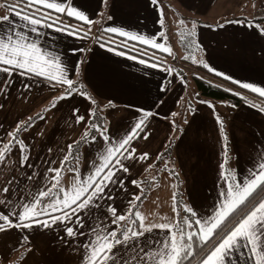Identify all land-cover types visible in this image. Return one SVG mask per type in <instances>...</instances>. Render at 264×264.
Wrapping results in <instances>:
<instances>
[{
    "label": "crops",
    "instance_id": "1",
    "mask_svg": "<svg viewBox=\"0 0 264 264\" xmlns=\"http://www.w3.org/2000/svg\"><path fill=\"white\" fill-rule=\"evenodd\" d=\"M17 2L18 0H0V17L9 14L8 6ZM215 2L216 0H177L181 8L200 18H211L213 15L211 9ZM68 4L82 11L94 23L89 26L74 18L61 16L60 19L64 24L80 29V36L48 28L42 29L47 36L41 37L39 42L43 48L59 56L62 64L72 73L71 78L79 79V82L86 86L88 95L96 103L93 104L79 94L58 100L64 89L57 90L51 87L50 83L42 77L15 74L8 78L5 74H0L1 77L12 80L1 91L3 95L11 86H16L17 97L14 101L19 113L18 122L23 124L32 117V127H38L36 132L42 133L41 128L42 131L45 130L43 134L45 138L41 140H36L32 135L33 128L31 137L30 130L20 136L28 145L25 154L30 156V161L45 157L49 161L56 162L50 165L49 161L34 160L30 168L17 166V177L12 176L9 179L12 181V191L8 196L13 201L18 196H29L31 192L45 186L47 182L50 184L46 169L50 166L59 168L60 160L67 154L66 149H57L58 143L80 141L93 122L105 127L103 117L97 112L98 105H112V102L120 101L118 97L124 93L132 94L124 101H120L129 110H134L136 108L134 105H151L154 100L152 94L140 93L143 88L153 91L154 82L151 73L153 67H149L150 64H141L137 59V57L144 59V56L151 58V55L147 56L144 53L141 56V51L138 54L128 45L121 44L123 37L109 36L113 34L103 32V29L115 26L121 30L143 35L148 30L153 37L154 33L158 34L162 29L161 24L154 20L156 15L160 18V6L157 2L153 3V0H68ZM263 9V3L259 2L249 13L254 12L253 17H257L263 14L260 13ZM11 18L18 24L22 23L16 20L15 14H12ZM219 19L223 18L209 20L208 23L200 22L196 27V39L204 53L206 63L215 72L223 74L218 75L219 77H230L231 79L226 80L232 83L238 81L264 88V33L260 31L261 28L251 21H246L244 24L224 22V26L221 27L222 24H214ZM87 27L91 28L90 32ZM84 33L88 35L84 36ZM107 41H110L109 46L102 47L101 45ZM117 45L119 47H116ZM109 47L114 50H109ZM120 52L126 55L118 54ZM170 75L161 71L157 76L156 86L159 87L161 94L169 85ZM234 84L240 87L239 83ZM174 98L175 96H171V102L168 105H173ZM5 99V95L1 97L0 104ZM205 102L207 103L197 102L192 111L193 117L188 116L182 128L179 129L177 123L178 134L173 142L174 163L177 170L168 168L167 171V175L174 179L172 181L174 193L177 192V186L180 184L186 194L187 205L194 207L202 215L207 214L218 200L222 183L220 164L225 158V145L231 149V156L235 157L236 175L240 180L247 177L249 170L258 162L260 154L264 153V111L248 103L230 107V112L225 117L229 137L226 134L227 141H223L214 109L208 106L209 103L215 104L211 101ZM19 107H21L20 110ZM77 107L80 108L81 115L86 118L84 122H76L73 109ZM90 112H97L99 119L89 116ZM57 127L60 128L57 129ZM48 133L52 138L54 137V141L46 138ZM93 135L98 136L99 133H93ZM102 150L103 148H91V146L88 150V146L81 145L79 167L83 174L86 175L91 170L89 163H92ZM10 157L19 158L18 151ZM57 157L60 158L59 161L56 160ZM72 166L75 167V164L73 163ZM129 168L127 177L120 180L126 184V198L132 199L134 194L132 181L136 180L132 177V170L133 168L135 172L141 170L140 174H142L148 167L135 161L130 163ZM170 172L175 174L171 175ZM29 176H32V179H28ZM62 176L61 186L71 187L72 180L66 168ZM138 180L139 178L136 181ZM106 191L110 193L111 199L100 200L98 206H93L81 215L85 224L83 231L86 235L84 236H67L66 226L60 222L50 227L40 228V233L30 232L40 225H33L27 229L9 228L7 231L0 232L3 233L1 237L7 242L4 246L5 250L1 253L5 254L4 260L10 261L16 254L18 258L16 264H83L84 249L81 245L87 239L93 238L88 234L89 228L101 223L108 224L111 219L107 209L114 202V192L111 188H107ZM151 199L152 196L148 200ZM44 203L47 204L48 200L45 199ZM116 209L124 214L128 210L124 200L118 203ZM0 210L7 211L3 208ZM40 219L44 220L47 217L41 216ZM68 226L80 231L76 224ZM162 236L163 233L154 231L151 234L152 239L145 237L141 243L151 244L153 239H159ZM24 237L27 239L23 240ZM36 253L40 257L35 258L33 254ZM29 259H32V262ZM234 259L238 261V264L246 262L243 254H237Z\"/></svg>",
    "mask_w": 264,
    "mask_h": 264
},
{
    "label": "snow or ice",
    "instance_id": "2",
    "mask_svg": "<svg viewBox=\"0 0 264 264\" xmlns=\"http://www.w3.org/2000/svg\"><path fill=\"white\" fill-rule=\"evenodd\" d=\"M156 2L157 0H153V3ZM8 7L9 14L0 17V74H5L8 78L15 74L42 77L50 83L51 87L57 90L64 89L58 100L79 94L95 104L96 101L88 95L86 86L80 83L79 79L71 78L72 73L62 64L59 56L53 55L39 42L41 37L47 36L42 29L48 28L80 36V29L64 24L60 19L61 16L74 18L89 26L94 21L68 4V0H18L16 4ZM12 14H15L16 20L22 23L18 24L12 20ZM159 23L161 25L164 23L162 12ZM228 23L244 24L246 21L240 19L228 21ZM179 24L183 25L184 20L180 19ZM195 26L196 22H193L192 29L186 34L178 33L181 36V43H184L185 38L190 39L194 35ZM223 26L222 24L221 27ZM260 31L264 33V28ZM103 32L123 37L121 44L125 46L128 41L144 45L141 56L147 52L148 48L169 55L172 52L165 42H158L164 37V32L153 37H146L115 26L105 27ZM83 35L87 36L88 33ZM193 43L196 46L190 50V55L192 62L196 63L194 53L199 48V42L197 40ZM109 44L110 41H107L101 46L106 47ZM132 47L135 48V44ZM109 50L114 49L109 47ZM118 54L126 55L123 52ZM183 58L187 60L189 56ZM137 59L141 64H150L153 67L160 65L159 61L150 63L151 58L149 61L139 57ZM203 66L208 71L215 72L208 64L205 63ZM168 72L171 73L172 69H168ZM215 74L223 75L219 72ZM224 78L231 79L227 76ZM233 82L264 98V88L250 83ZM8 84V79L0 81L2 87H7ZM25 87L30 86L25 85ZM201 103L207 102L201 101ZM208 106L215 109V106L210 103ZM98 111L99 107H97ZM137 111L141 113L139 118L118 139L109 136L108 128L93 122L80 141H73L67 146V154L60 160V167L50 166L46 169L50 184L31 192L29 196H18L15 201L11 200L8 194L12 191V181H6L5 185L0 187V208L7 210L6 212L0 210V232L7 231L9 228L27 229L33 225L50 227L60 222L65 224L67 236L86 235L83 231L85 224L81 215L93 206H98L100 200L111 199L110 193L106 191L111 184H123V181L118 179V173L130 171L124 161L135 162L137 159L146 161L151 158L148 152H138L133 146V141L139 139L147 141L150 138L146 122L154 113L148 109ZM261 111H264V108H261ZM97 112H90L89 116L99 119ZM73 115L77 123L84 122L86 119L85 116L79 115V109H73ZM172 115L176 116L177 113ZM39 118L44 119V117ZM216 119L221 124L220 131L224 135L222 121L219 116ZM31 121L32 117H29L23 124L17 123L15 130L7 133L9 137L7 143L0 139V145H2L0 165L5 164L9 156L18 151L19 167H32L29 163L30 156L25 154L28 145L20 138V133L32 126ZM93 133H99V135H93ZM98 140H102L107 147L92 161L91 170L85 175L79 167L81 145L91 146ZM224 151L225 159L220 164L222 183L218 200L207 214L202 215L194 207L183 204L182 200H177L178 193H173L172 212L177 219L173 221L171 217L162 216L158 218L162 222L149 220L148 216L139 210L144 192V189H141V194H133L126 214L119 213L115 206L109 205L107 211L111 219L108 224L101 223L89 228L88 234L93 238L87 239L81 245L84 249L83 264H238V261L234 259L237 254H243L246 257L245 264L249 262L264 264V195H262L264 193V153L260 154L258 162L249 170L247 177L240 180L233 170L226 169L225 166L228 163L226 145ZM162 158L163 153L160 152L155 156L156 160L162 161ZM48 163L54 165L56 162ZM73 163L75 167L72 166ZM151 167L149 164L148 168ZM65 168L72 180L71 187L67 188L61 186L62 172ZM165 171H168L166 162ZM28 179H32V176ZM132 184L140 188V183L136 180H133ZM45 199L48 200L47 204L44 203ZM181 205L183 215L178 210ZM41 216L47 219L41 220ZM69 224H76L80 231L68 226ZM154 231L163 233V236L153 239L151 244L141 243L145 237L152 239L151 234ZM26 239L27 237L23 238V240Z\"/></svg>",
    "mask_w": 264,
    "mask_h": 264
},
{
    "label": "rangeland",
    "instance_id": "3",
    "mask_svg": "<svg viewBox=\"0 0 264 264\" xmlns=\"http://www.w3.org/2000/svg\"><path fill=\"white\" fill-rule=\"evenodd\" d=\"M259 2H262L264 5V0H216L215 4L211 9L213 14L211 18L202 17L201 19L215 20L217 18H227L234 15H244L252 18L254 16V12H249L252 8H254L255 4ZM157 4L160 6V18H158V16L156 15V19L154 20H157L159 22V20L161 19V12L163 13L164 23L163 25H161V32H164L165 34L164 37L161 38V40L158 42H161L163 40L162 42H165L166 46L172 49V52L169 55L159 52L155 49L148 48L146 54L147 56L151 55V60L149 57L145 58L144 56V59H146L147 61L150 60V63H155L156 61L160 62V65L158 67L149 66L153 67L151 71L154 82L153 91H147V89L144 88L140 90V93L143 92L146 94L153 95L152 98H154V100L152 104L134 105L136 107H132L134 108V110L126 109L120 101H124L125 98L132 94L124 93L119 95L118 98L120 101L112 102V105H98V113L103 117V120L105 121V127L109 130V136L117 139L122 137L124 133L128 131V129L135 123L136 119L139 118L141 113L137 111L138 109H148L154 113V115L150 117L146 122L148 131L150 132V138L147 141L143 139L133 141V146L137 148L138 152H148L150 155H152V159L146 161H140L137 159L136 162L146 167L151 164L152 167L150 169L148 168L147 171L142 174H140L141 170H139V172H135V168H133L132 177L136 180L139 178V180L142 181H137L140 183V188H137L136 186L132 185V192L134 194H141V189H144L143 200L139 204V210L145 216H148L149 220H153L155 222H162L158 220V218L162 216L171 217L173 221L177 219V217H175V214L172 212V194L174 193V182L172 181L174 179L167 175L168 172L165 171L164 168L166 162L167 168L176 169V164L174 163L173 142L176 135L178 134V126L179 129L182 128L185 119L188 118V116L193 117L192 111L196 107L197 102L211 101L215 104V117L219 116L220 121H222L223 128H226V134L229 137L227 128L228 124L225 123L224 120L230 112V107H232L233 105L230 104L228 101L214 99L200 94L198 89L196 88V83L194 82L193 76H191L190 72H188L190 71V67H192L191 64H189L191 60V57L189 56L190 52L180 45L179 38H181V36L178 35V33L181 32V29H186L189 25L192 24L193 20L189 19V15H191L190 12L186 9L181 8L178 5L177 0H157ZM4 7H6V5ZM260 13L262 14L263 10H261ZM180 19L184 20L183 25L179 24ZM75 25L78 24L75 23ZM144 35L146 37H152L151 33L148 30H146V33ZM155 35L156 34L154 33V36ZM127 43V45L131 47L136 53L142 51L145 48V46L139 45L133 41H128ZM133 44H135V48L132 47ZM185 56H189V59L185 60L183 58ZM168 69H172V72L170 73L171 75L169 77V85L164 88V92L161 94L159 87L156 86L158 84L157 76L161 71H164V73H169ZM3 79L7 78L1 77L0 75V81H2ZM9 82H12V80H9ZM0 87H2V85H0ZM4 88L5 87H2V90ZM15 88L16 86H11L9 88V91L7 93H4L6 99L0 104V139H3L4 143H7L9 139L7 133L15 130L17 123H20L18 122L17 115L19 113L17 112V105L14 101L17 97ZM2 90H0V98L4 96L1 92ZM171 96H175L173 100V105H168L171 102ZM164 103H167V105H164ZM35 106L37 107V105ZM20 108L21 107H19V110ZM76 109H79V115H81L80 108L77 107ZM258 109L261 110V108ZM156 113H158V115H155ZM172 113H177V115L173 116ZM82 114H84V112H82ZM11 124H13V126H11ZM32 128L33 127L31 126L27 129V131L30 130V137ZM59 128L60 127H57V129ZM218 128L220 131V123H218ZM37 129L38 127L33 128L32 135L35 136V139L41 140L45 138V136L43 135L45 133V130L42 131L41 128L42 133H38L36 132ZM27 131L21 132L20 136L23 133H27ZM46 138L49 140L52 139V141H54V137L52 138L50 136V133H48V136ZM222 139L224 141L223 136ZM55 142L57 141L55 140ZM69 144H71V142H60L58 143L57 149H67V146ZM85 146L88 145L85 144ZM0 147H2V145H0ZM106 147L107 145L102 140H98L96 144L91 145V148L104 149ZM160 151L161 153H163L162 161L155 159L156 154ZM230 152L231 149L227 147L228 163L225 167L226 169L233 170L236 174L235 157H232ZM18 160L19 158H13L9 156L7 162L3 165H0V187L4 186L6 181H9L12 176L14 178L17 177L18 174L16 173V169L17 166H19ZM34 160H39L41 162L49 161L45 157L42 159L34 158ZM34 160H31L29 163L33 164ZM56 160L59 161L60 158L57 157ZM132 162L133 161L130 160L124 161L127 166H129ZM89 164L91 165V163ZM126 177L127 173H124L122 171L118 173V179H125ZM153 177H155V180H153ZM48 184L49 182L44 185ZM108 188L113 189L114 192V202L112 203V206L116 207L120 201L122 202V200H124L126 207H130L129 201L133 198H126V184L121 185L114 183L111 184ZM150 196H152V199L148 200ZM177 197H179V200L183 201V204L187 205V198L183 187ZM182 207L183 206L181 205L178 210L183 209ZM108 215L111 218L110 213ZM40 228H42V226H37L35 229L30 230V232L40 233ZM2 234L3 233H0V264H16L18 261L16 254L8 262L4 260L5 254H1L5 250L4 246L7 244L6 240L4 241L3 237H1ZM33 255L35 258L40 257L37 253ZM29 261L32 262V259H29Z\"/></svg>",
    "mask_w": 264,
    "mask_h": 264
},
{
    "label": "trees",
    "instance_id": "4",
    "mask_svg": "<svg viewBox=\"0 0 264 264\" xmlns=\"http://www.w3.org/2000/svg\"><path fill=\"white\" fill-rule=\"evenodd\" d=\"M189 19L193 20V22H196V26L194 29V35L190 39L185 38L184 43H181V38H179V42H180V45L184 49L190 52V50L196 46L193 43V41H197L196 39L197 24H199L200 22L208 23L209 20L201 19L199 16H196V15H189ZM240 19H244L245 21L254 22L260 28H264V9H263V14L257 17L248 18L242 15H236L233 17L231 16V17L216 20L214 24L219 25V24H223L224 22L240 20ZM193 22L186 29H181L180 33L186 34L189 30H191ZM109 36L117 37L114 35H109ZM194 55L196 58V63H193L192 58H191L189 64H191L192 67H190V71L188 72H190L191 76H193L194 82L196 83V88L198 89L200 94L214 98V99H221V100L228 101L233 106H237L241 103H248L258 108H264L263 98L257 96L256 94L244 88L239 87L238 85L226 80L225 78L219 77L213 72L208 71L203 66L206 63V61L204 58V53L202 49L200 48V46L198 50L194 53ZM189 56L191 57L190 54ZM224 122L226 123L227 120H224ZM223 130H224V135L222 136L224 137V141H227L226 128H223ZM181 189H182L181 185L179 184L177 186L176 193L180 194ZM262 195H264V193H262ZM177 200H179V197H177ZM179 211L183 215V209Z\"/></svg>",
    "mask_w": 264,
    "mask_h": 264
}]
</instances>
